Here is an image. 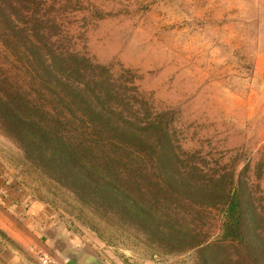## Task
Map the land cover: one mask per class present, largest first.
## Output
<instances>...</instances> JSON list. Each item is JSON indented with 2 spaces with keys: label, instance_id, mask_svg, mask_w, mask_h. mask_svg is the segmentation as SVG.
I'll return each mask as SVG.
<instances>
[{
  "label": "rangeland",
  "instance_id": "374dc122",
  "mask_svg": "<svg viewBox=\"0 0 264 264\" xmlns=\"http://www.w3.org/2000/svg\"><path fill=\"white\" fill-rule=\"evenodd\" d=\"M35 25L47 35L60 34L51 38L60 48L114 75L123 71L121 79H130L126 83L137 94L136 107L159 116L173 146L203 172L234 175L244 244L216 255L156 249L39 170L14 143L1 114L0 200L51 218L54 236L55 226L65 231L90 251L91 263L210 264L227 256L250 264L257 254L264 264V0H0V81L6 77L34 96L33 73L15 48L32 43ZM210 212L180 222L202 228L214 242L222 220ZM23 213L0 207V236L41 264L45 254L32 245L20 249Z\"/></svg>",
  "mask_w": 264,
  "mask_h": 264
},
{
  "label": "trees",
  "instance_id": "16d2710c",
  "mask_svg": "<svg viewBox=\"0 0 264 264\" xmlns=\"http://www.w3.org/2000/svg\"><path fill=\"white\" fill-rule=\"evenodd\" d=\"M37 29L35 25L31 44L15 48L33 73L36 95L13 87L6 77L0 81V114L20 151L57 184L158 250L216 255L243 245L242 202L234 175H210L179 152L159 116L136 107L137 94L126 83L130 79H121L123 71L114 75L54 40L55 45L51 38L60 34ZM50 29L54 32V25ZM23 34L18 31L19 40ZM210 211L222 220L214 242L202 228L180 222ZM253 255L250 264H259ZM239 262L225 256L210 264ZM204 263L209 264L207 259Z\"/></svg>",
  "mask_w": 264,
  "mask_h": 264
},
{
  "label": "crops",
  "instance_id": "0c3cea01",
  "mask_svg": "<svg viewBox=\"0 0 264 264\" xmlns=\"http://www.w3.org/2000/svg\"><path fill=\"white\" fill-rule=\"evenodd\" d=\"M1 209H7L11 213H23L22 217V238L18 239L22 242L20 249L29 248L31 245L38 252L43 254L53 255L58 258L60 262L65 264H97L91 263V253L88 250L82 249L72 242L65 231L57 230L59 234L54 236L51 218L44 217L39 213H35L30 206L21 205L18 202H13L8 198L3 201L0 200ZM39 245V246H38ZM89 260V262H88ZM91 260V261H90ZM0 264H35L28 259L21 250H17L15 246L4 242L0 236Z\"/></svg>",
  "mask_w": 264,
  "mask_h": 264
},
{
  "label": "built area",
  "instance_id": "2783aa9c",
  "mask_svg": "<svg viewBox=\"0 0 264 264\" xmlns=\"http://www.w3.org/2000/svg\"><path fill=\"white\" fill-rule=\"evenodd\" d=\"M41 264H60V263L48 257L47 255H44L41 257Z\"/></svg>",
  "mask_w": 264,
  "mask_h": 264
}]
</instances>
